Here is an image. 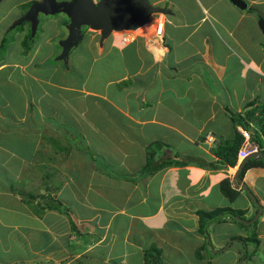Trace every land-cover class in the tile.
Masks as SVG:
<instances>
[{"label": "crops", "instance_id": "obj_1", "mask_svg": "<svg viewBox=\"0 0 264 264\" xmlns=\"http://www.w3.org/2000/svg\"><path fill=\"white\" fill-rule=\"evenodd\" d=\"M35 1L1 0L0 33ZM245 1L152 0L169 11L107 36L83 25L64 57L71 18L39 17L35 34L50 53L37 61L32 45L30 61L24 47L18 60L0 61V264H146L156 245L163 264H219L225 254L226 264H260L264 166L242 177L260 213L237 176L246 156L230 166L217 153L235 137L233 112L245 114L261 91L264 103V0ZM6 82L20 84V98ZM225 178L239 191L234 200L221 191ZM218 208L234 212L202 228L200 212Z\"/></svg>", "mask_w": 264, "mask_h": 264}, {"label": "water", "instance_id": "obj_2", "mask_svg": "<svg viewBox=\"0 0 264 264\" xmlns=\"http://www.w3.org/2000/svg\"><path fill=\"white\" fill-rule=\"evenodd\" d=\"M230 1L240 8H246L248 6L245 0ZM157 11L169 10L152 5L150 0H99L98 2L94 0H72L70 2L41 0L35 1L31 8L15 23V25L21 24L24 21H29L31 23L32 33L35 34L40 22V12L46 15L60 12L67 13L71 18V22L69 25V35L61 42L63 53L60 57H64L67 56L70 49L81 40V28L83 25L101 29L103 36H107L113 29H135L143 26L149 21L151 13ZM258 23L259 27L264 32V16H259ZM259 155L260 152H254L246 156L237 173L239 181L242 182L240 172L247 160L257 158ZM242 186L246 189L250 198L259 206L261 213L262 208L249 186L244 182H242ZM233 216L241 220L237 215ZM256 218H258V214L255 219Z\"/></svg>", "mask_w": 264, "mask_h": 264}, {"label": "trees", "instance_id": "obj_3", "mask_svg": "<svg viewBox=\"0 0 264 264\" xmlns=\"http://www.w3.org/2000/svg\"><path fill=\"white\" fill-rule=\"evenodd\" d=\"M30 5V4H29ZM19 30V29H18ZM31 33L27 34L26 37L22 40L23 47L25 49V53H28L32 49V39H30ZM34 42V41H33ZM257 109L249 110L245 114L242 113H235L233 112V120H234V129H235V137L230 141L222 142V146L217 150L218 155L221 158V161L225 164H228L230 166H235L239 159V153L242 148V145L244 141L246 140V136L241 133L238 129V126H241L250 136V140L253 142H256L258 144L260 155L257 158H251L249 159L246 164L244 165L243 169L241 170L240 177H243L244 171L251 167V166H257L261 165L264 166V143L262 140H264V109L256 115ZM148 172H153V170H150L149 167H152V163L148 162ZM221 191L224 195L229 197L231 200H234L238 194L239 191L235 189L232 186V183L229 178H225L221 182ZM249 195V194H248ZM234 212L233 209L230 208H218L214 210V212H200L202 215V228L206 226L207 219L215 218L222 213L226 212ZM238 215H242L244 212L242 210L236 211ZM208 215V216H207ZM223 215V216H224ZM228 215V213H227ZM221 216V217H223ZM240 224H243L239 222ZM257 223V221H255ZM251 240L254 241L255 244V250L258 248V244L260 243L259 239L254 235L251 237ZM254 250V251H255ZM257 251V250H256ZM149 256H152V258L156 259L155 262L149 260ZM156 256L158 258H156ZM146 264H163L160 258V254L155 252V254L152 252L151 249L146 250Z\"/></svg>", "mask_w": 264, "mask_h": 264}, {"label": "rangeland", "instance_id": "obj_4", "mask_svg": "<svg viewBox=\"0 0 264 264\" xmlns=\"http://www.w3.org/2000/svg\"><path fill=\"white\" fill-rule=\"evenodd\" d=\"M152 1V0H151ZM30 6V8H31V6L32 5H29ZM27 7V6H26ZM194 13V12H193ZM40 16H43V17H48L46 14H44V13H42V12H40V14H39V17ZM53 16V15H52ZM51 16V17H52ZM15 22V21H14ZM14 22L12 23V25L14 24ZM5 24H7L8 25V22L6 21L5 22ZM29 24H31L29 21H24L22 24H19V25H17V26H15L14 28L12 27V26H8V29H7V31L5 32V30H3V32L2 33H0V37L2 36V35H4V37H5V40H4V46L2 45V47H1V44H0V61H10V60H13V59H15V60H18V56H20V57H22L21 56V53H20V48L21 47H23V43H22V40L21 39H19V38H17V34L16 33H19L20 32V30H22V31H25V32H27V34L29 33H31L32 31L30 30L31 29V25H30V27H29ZM11 27V28H10ZM40 27V26H39ZM48 27V26H47ZM19 29V30H18ZM48 30H45V31H43V33L44 34H42V36H44L45 35V33L47 32ZM119 33H121V32H119ZM115 35H117L118 33H114ZM122 34L124 35V34H126L125 32H122ZM6 35V36H5ZM33 37V36H32ZM31 37V38H32ZM24 38V37H23ZM259 37H257V39H258ZM261 38H264V37H261ZM260 39V38H259ZM33 41H34V43H33ZM33 41H32V45H34L35 47H40V54L38 55V59H37V61H39V60H41V59H43L47 54H49L50 53V50H51V44L50 43H48V44H46L45 43V41H44V38H41V35H40V30L34 35V37H33ZM44 42V43H43ZM43 44L42 46L40 45V44ZM58 46H59V44H58ZM60 47V46H59ZM12 49H14L13 51H14V53H13V55L12 54H10L9 52H10V50H12ZM16 51V52H15ZM23 52V51H22ZM9 53V54H8ZM6 55L8 56V58L6 57ZM23 59H25L27 62L28 61H30L31 59H32V55H31V53L30 54H26V53H24L23 52V57H22ZM25 60H22V61H25ZM54 60V58H52V60L51 61H53ZM240 67V66H239ZM253 74L254 73H252L251 71H249V75H248V78H249V82H251V80L254 82V83H258L259 81H257L256 79H255V76H253ZM264 80V79H263ZM30 80H26L25 82H29ZM35 84V83H34ZM19 86V87H18ZM5 89H4V91H8V89H9V94L11 95V96H13V97H16V98H20L21 97V88H20V84L19 83H17V84H14V85H8V82H6V84H5V87H4ZM238 89H240V87H237ZM239 91V95L240 96H242V91H243V88H241L240 90H238ZM262 92V91H261ZM261 92H259V93H257V95H259V98H257V101L255 102L256 104H251V105H248L247 107H245L244 108V110H246V109H248V111L249 110H253L252 108H254L255 109V107L256 106H259V109L261 110L262 108L264 109V103H262L261 101H262V96H263V93H261ZM8 94V93H7ZM243 110V111H244ZM246 113V112H245ZM244 114V113H243ZM262 142L264 143V140H262ZM4 176V175H3ZM2 176V177H3ZM1 178V177H0ZM234 184H236L235 182H234ZM6 185V183H3L2 181H1V179H0V186H5ZM18 184H14V186H15V189H17V190H20V192H21V188L19 187V185L17 186ZM15 193L16 192H18V191H14ZM22 192H24V190H22ZM25 194V196H26V198L28 199V200H32L33 201V199H32V195L34 194H36V193H28V192H25L24 193ZM235 215H238L237 213H235ZM235 221V220H234ZM236 222V221H235ZM239 221H237L236 222V224L238 225V226H241L240 225V223H238ZM209 223V222H208ZM255 224V223H254ZM224 225H227V224H225V223H223V222H221L220 224H217L216 226H220V228H223V229H225V226ZM244 229H246L247 230V227H243ZM249 229H251V228H249ZM249 229H248V232H249ZM212 229H210L209 228V231H211ZM252 230H254V229H252ZM255 234L253 233V231L251 232V237H253ZM256 236V235H255ZM197 243H199V242H197ZM196 243V244H197ZM157 246V245H156ZM156 246H153L152 248H150L151 250H152V252L155 254V252H157V253H161V251H160V249L159 248H157ZM149 250V249H148ZM212 250V249H211ZM196 252V251H195ZM251 252V251H250ZM211 254V253H210ZM212 255V254H211ZM210 255V256H211ZM215 255H217V254H215ZM212 257V256H211ZM156 258H158L157 256H156ZM244 259V255H243V257L241 258V260H243ZM256 259H257V261L260 263V264H264V255L262 254V253H256V256L255 257H253V260H254V262H256ZM144 260H145V263H146V260L148 261V259L146 258V250L144 251ZM149 260H151V261H153V262H155V260L156 259H154V258H152V256H149ZM228 259H227V256H226V254L224 255V256H222L221 257V262L219 263V264H226L225 262L227 261ZM240 260V261H241ZM262 260V261H261ZM219 261H217V259L215 258L214 259V264H217ZM196 263L197 264H201V262L200 261H196ZM151 264H153V263H151ZM179 264H182V263H179ZM185 264V263H184ZM239 264V263H238Z\"/></svg>", "mask_w": 264, "mask_h": 264}, {"label": "built area", "instance_id": "obj_5", "mask_svg": "<svg viewBox=\"0 0 264 264\" xmlns=\"http://www.w3.org/2000/svg\"><path fill=\"white\" fill-rule=\"evenodd\" d=\"M241 132L244 133L247 138L248 137L250 138L249 134L245 130L241 129ZM249 138H248V143L241 150V154L243 157L247 156L248 154L252 152H256L258 150L257 144L252 143V145H250ZM211 139L213 140V137L209 136V140Z\"/></svg>", "mask_w": 264, "mask_h": 264}, {"label": "clouds", "instance_id": "obj_6", "mask_svg": "<svg viewBox=\"0 0 264 264\" xmlns=\"http://www.w3.org/2000/svg\"><path fill=\"white\" fill-rule=\"evenodd\" d=\"M241 129H243V128L240 127V130H239L240 132H241ZM243 130H244V129H243ZM241 133H242V132H241ZM243 134H244V133H243ZM244 135H245V134H244ZM209 136H212V137H213V140H212V139L209 140ZM245 136H246V135H245ZM214 137H215L214 135H212V134H208L207 139H208L210 142H212V141L214 142ZM248 138H249V137H248ZM248 138L246 137V140L244 141V143H243V145H242V148L244 147L245 142L248 141ZM249 142L254 143V144H257L256 142L251 141L250 138H249ZM257 145H258V144H257ZM242 148H241V150H242ZM241 150H240L239 155H241V157H242ZM258 150H259V149H258ZM258 150H257L256 152H258ZM252 153H254V152H252ZM250 154H251V153H250ZM248 155H249V154H248ZM248 155H247V156H248ZM232 214H233V213H230L229 215L232 216ZM234 215H235V214H234Z\"/></svg>", "mask_w": 264, "mask_h": 264}]
</instances>
